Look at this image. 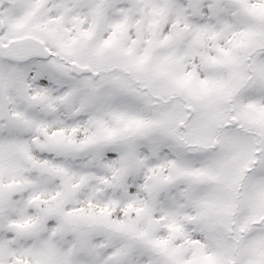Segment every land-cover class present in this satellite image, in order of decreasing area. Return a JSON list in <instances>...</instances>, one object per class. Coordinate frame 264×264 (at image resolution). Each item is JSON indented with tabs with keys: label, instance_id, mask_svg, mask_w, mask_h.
I'll use <instances>...</instances> for the list:
<instances>
[{
	"label": "snow or ice",
	"instance_id": "obj_1",
	"mask_svg": "<svg viewBox=\"0 0 264 264\" xmlns=\"http://www.w3.org/2000/svg\"><path fill=\"white\" fill-rule=\"evenodd\" d=\"M0 264H264V0H0Z\"/></svg>",
	"mask_w": 264,
	"mask_h": 264
}]
</instances>
